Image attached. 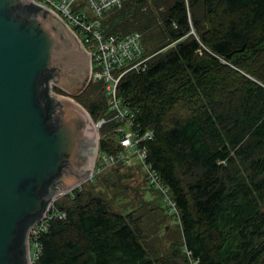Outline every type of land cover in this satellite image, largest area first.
Wrapping results in <instances>:
<instances>
[{
    "label": "trees",
    "instance_id": "trees-1",
    "mask_svg": "<svg viewBox=\"0 0 264 264\" xmlns=\"http://www.w3.org/2000/svg\"><path fill=\"white\" fill-rule=\"evenodd\" d=\"M120 7L104 14V34H151L142 41L153 56L145 71L124 74L117 96L136 111L139 130L152 132L147 163L176 203L183 243L151 259L138 217L111 211L81 186L59 200L65 218L39 236L36 264H188L186 251L198 264H264V0ZM44 97L49 119L57 102L47 85ZM77 101L94 122L107 121L99 150L114 152L118 123L101 84H89ZM37 217L23 222L17 251ZM17 259L26 264L25 255Z\"/></svg>",
    "mask_w": 264,
    "mask_h": 264
},
{
    "label": "water",
    "instance_id": "water-1",
    "mask_svg": "<svg viewBox=\"0 0 264 264\" xmlns=\"http://www.w3.org/2000/svg\"><path fill=\"white\" fill-rule=\"evenodd\" d=\"M30 5L0 0V264H19L25 219H41L44 204L85 182L96 162L89 114L53 96L48 119L44 97L46 85L50 94V84L66 93L86 85L91 56L60 21L40 8L27 11Z\"/></svg>",
    "mask_w": 264,
    "mask_h": 264
},
{
    "label": "built area",
    "instance_id": "built-area-1",
    "mask_svg": "<svg viewBox=\"0 0 264 264\" xmlns=\"http://www.w3.org/2000/svg\"><path fill=\"white\" fill-rule=\"evenodd\" d=\"M28 1L60 21L79 41L87 58L91 56L92 69L88 81L101 84L108 110L118 123L114 128L115 151L100 152L99 131L107 121L100 119L94 122L89 116L95 136L96 162L85 182L114 167H139L148 188L160 193L169 213L178 217L176 203L171 198L170 191L159 174L147 163V143L152 139V132L139 130L136 111L124 105L117 96V85L124 74L145 71L153 56L147 53L142 35L137 31L124 36L105 35L103 32L104 14L119 8L126 0H82L85 7L83 10L78 8L81 7L78 0ZM55 88L54 84H50L51 94L56 97ZM83 183L57 194L46 207L45 215L29 227L24 244L26 264H36L40 253L38 238L47 231L49 223L65 218V212L58 208L59 200L65 196L73 197ZM185 253L189 259L188 264H198L197 260L190 258L189 252Z\"/></svg>",
    "mask_w": 264,
    "mask_h": 264
},
{
    "label": "rangeland",
    "instance_id": "rangeland-1",
    "mask_svg": "<svg viewBox=\"0 0 264 264\" xmlns=\"http://www.w3.org/2000/svg\"><path fill=\"white\" fill-rule=\"evenodd\" d=\"M78 3L81 4V7L78 8L85 9L82 0H78ZM142 35L144 39H147L148 36L152 37L147 33ZM169 46H173V43ZM89 84L94 83L87 79L86 85L74 93H66L57 88L60 93L56 91V96L81 106L77 100ZM82 108L84 109V107ZM83 187L102 197L111 211L122 215L131 213L138 217L145 246L151 259L158 260L168 254L171 245L179 246L183 243L177 216L169 213L160 193L148 188L139 167L121 168L117 172L108 170L98 178L83 183ZM187 262L189 263L188 258Z\"/></svg>",
    "mask_w": 264,
    "mask_h": 264
}]
</instances>
